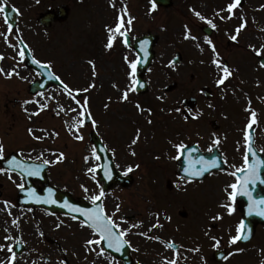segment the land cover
I'll return each mask as SVG.
<instances>
[{
    "label": "rangeland",
    "instance_id": "obj_1",
    "mask_svg": "<svg viewBox=\"0 0 264 264\" xmlns=\"http://www.w3.org/2000/svg\"><path fill=\"white\" fill-rule=\"evenodd\" d=\"M7 3L16 4L20 9L22 18L19 30L24 26L28 27L25 37L30 46H33L37 59L43 61L50 59L47 55L43 56L39 47L40 38L44 36L35 24L36 16L43 10L60 4H66L70 8L67 22L45 36L53 43L56 41L54 44L57 50L54 55L57 60L54 67L63 75L64 82L73 89V93L89 88L87 92H79L81 93L79 99L89 101L88 107L97 126L92 127L91 124L84 126L79 133L84 139L77 141L74 138L77 133L70 130L69 124L65 123V116L57 115V108L47 106L41 111V105L38 103L17 104L14 107L8 103L9 107L4 108V100L39 102L46 99L31 97L28 94V85L35 79V75L19 71V77L13 76L11 79H5L3 75V79L0 77V135L7 137L9 145L6 147L12 145L15 149H24L26 156L34 159L39 153L46 155L65 148V153L73 157V163L70 166L69 162H65L69 165L57 166L52 172L65 175L70 169L73 170L74 194L90 200V196L95 193V189L90 186L95 185L96 179L91 178L92 174H89L87 169L97 166V161L91 156V145L87 142L90 131H95L110 151L118 171L124 173L129 165L134 169L129 173L134 179L131 187L124 192L116 190L112 194H106L108 212H115V206L119 204L122 214L135 215L137 222H140L141 233H146L152 224L157 223L158 216V222L164 227L155 228L154 233L166 242L182 245L181 250L186 247L188 252H185L181 259H197L202 251V245L208 257L207 252L210 253L212 249L217 248L213 246L212 237L219 239L222 247H230L228 241L233 232L226 236V232L223 231L225 228L234 227L232 214L229 215L227 208L222 206L227 205L222 195V192L226 194L227 180L219 181L218 191L217 189L215 191L210 183L204 182L200 190L195 189L193 193H189L185 189V184L180 183L173 173L176 167L172 157L176 152L172 144L183 141L186 144H197L201 150H208L214 146L213 140L219 138L220 151L228 154L232 144L230 135L232 124H237L231 119L233 117L231 107H219V96L214 95L216 70L212 63L214 56L211 47L199 40L184 39L185 25L190 29L192 36L196 37L198 33L197 22L189 20L187 16L189 13L186 15L184 10H180V5H174L169 12L158 11L156 17L152 18L151 25V19L144 16L148 7L139 0H112L111 3L110 0H39V2L21 0V3L17 0H7ZM112 3L115 4L118 14L127 7L125 21L129 16L134 18L129 31L132 36H140L147 30L154 31L158 36L155 58L144 77L149 85V91L146 95L130 93L128 101L121 100L122 90L128 83L125 52L122 54L120 51L112 52L113 56L104 52V32L108 24L113 23L114 18V13L110 11L113 9ZM251 3L255 5L256 1ZM202 7L204 0L196 4V9ZM167 12H171L169 24L165 23ZM1 20L0 15V28ZM111 26L114 27L115 24ZM197 44L204 49L203 52ZM218 46L220 49L223 47L221 44ZM176 52L181 53L182 62L178 66L169 67L170 60ZM126 56L130 59L129 55ZM89 61L96 66L95 75ZM93 83L95 87L90 88L89 85ZM172 83L177 84V89L171 93H163V88ZM203 86L214 92L210 100H204L199 95V89ZM189 97H195L197 105L192 119L186 121L181 102ZM137 103L141 105L143 111L136 108ZM105 105H108L107 108ZM75 107L77 105L73 101V108ZM25 108L28 112L24 111ZM177 109L180 111H176ZM37 111L39 115L28 118L29 113ZM74 116L76 113L73 112ZM212 121L218 125L216 132L210 125ZM28 128H33L35 135L45 136V139L41 141L32 139L28 134ZM42 129H46L47 132L40 131ZM138 130L140 139L136 144H132ZM65 133L70 135L71 140ZM133 151L136 153L135 156L131 154ZM86 156L89 157L87 163ZM137 164L139 168L135 167ZM166 181L172 183V189H166ZM178 184L180 187H177ZM81 185L87 187L89 191L85 192ZM220 198L223 199L221 204ZM182 211L187 214L185 219L178 215ZM214 211L222 220L212 219L216 216ZM31 215V238L34 239V232L36 233L40 226L55 231L53 224L47 225L36 221L41 214ZM115 215L118 216V213L115 212ZM214 224L215 229L212 228ZM65 232L68 233V229L61 231ZM90 238L87 230L73 226V260L78 259L77 255L81 256L75 246H83ZM197 248L199 251H194Z\"/></svg>",
    "mask_w": 264,
    "mask_h": 264
},
{
    "label": "flooded vegetation",
    "instance_id": "obj_2",
    "mask_svg": "<svg viewBox=\"0 0 264 264\" xmlns=\"http://www.w3.org/2000/svg\"><path fill=\"white\" fill-rule=\"evenodd\" d=\"M187 1L192 0L183 1L188 7L194 6ZM252 1H256V4L253 5ZM230 2L232 0H216V4L213 7L208 10L203 9L201 14L213 20L217 25L216 28H213L209 39H214L217 45L216 53H218L219 60L229 66L232 71V75L225 83L218 85V95L222 104L231 107H229L233 116L231 119L237 122V124H234L235 126H232L231 148L227 156L224 154L227 165L226 171L230 172L231 183H234L236 182L235 177L231 173L236 171V168L244 166L243 155L246 153L244 128L250 122L251 111L256 113L257 122L250 130L252 147L256 153L255 158L250 155V162L255 163L256 159H264V0H243L241 1V5L234 9V15L231 19H220L221 16L227 17L229 15L226 10L221 11V9H226V6ZM205 11L207 12L205 13ZM216 13H219V15H216ZM149 15L152 18L155 16V13L152 11ZM242 18L243 21H246V27L241 29L237 39L233 41L230 37L236 34V28L241 24ZM110 25L108 24V26ZM43 31L49 34L52 31L55 32L56 27L52 26V28ZM16 32L14 30V33L8 37L7 42L0 37V55L5 57L3 61H0V67H3L6 71L17 68L18 71L29 73L30 69L24 63L18 65L19 57L17 51L9 46V44L14 45L13 40L15 38L16 42L18 41V37L15 35ZM149 33L152 32L147 30V34ZM117 39L120 40L119 37ZM135 39L134 37H129V42L131 43ZM54 43L46 36L40 38L39 47L42 50L43 56L46 57L47 55L50 57H47L50 59L49 61L41 60V62L51 64V70L59 76V70H56L54 67V62L57 60L54 55L57 50ZM218 43L223 45L222 49L219 48ZM15 46L19 48L17 43ZM122 51H127L134 55L130 47L124 46ZM257 52L261 54L257 55ZM42 95L46 99L40 100L38 104L57 107L59 111L60 106H63L64 111L60 112L65 115L69 123L72 122L73 112L69 111V109L73 108V100L68 98L65 91L52 87L47 92L40 94V96ZM58 96L63 97V99H57ZM3 102L4 108L9 107L8 103H11L12 107L17 104H24V101L20 100H4ZM239 118L240 120H238ZM0 140H3L5 147L9 145V141L4 135L3 137L0 135ZM15 153L23 159L28 160V156H24L26 154L24 149H15L12 145L9 148L6 147V157ZM44 157L49 160H55L53 153L46 154ZM64 164L67 163H53L49 165L47 168V178L50 185L69 192L73 197V170L70 169L65 175L60 172H56L55 174L52 172L54 168L63 166ZM69 164L71 166V163ZM238 175L243 174L238 173ZM260 175L264 178V168L260 169ZM13 179L16 183L20 182L19 176L15 174H13ZM67 182L69 186H67ZM133 182L134 180L128 187H131ZM16 183H13V180H10L7 174L0 173V244L15 245L14 250L17 254L16 264H59L60 261H64L66 264H93V261L96 264H113L112 258L114 256L105 253L103 257H97L95 252L90 253L85 247L79 246V248L77 245L75 248H78L81 256L77 255L78 259L73 260V220L61 215L50 216L42 211L50 219L48 222L54 225L55 231L38 227L36 233L34 232V239L31 238L30 215L34 211L17 204V192L19 189L16 187ZM185 184L192 186L194 190L201 189L197 184ZM168 187L172 189L171 186ZM185 188L189 193H193L194 191L189 190V186H185ZM248 188L256 200L264 198V184L257 181L255 184H249ZM118 189L119 192H124L127 188L119 186ZM229 190L231 191L230 188ZM4 201L9 202V208H5ZM102 203L104 205L103 200ZM229 203L235 209L232 213L234 227L231 229L225 228L223 231H234L236 233V227L243 219L247 221L248 230L252 227L253 230L249 242L245 244H231L230 247L234 248L233 251H230V247H226L227 249L223 247L227 256L225 260H214L212 253L208 252L207 254L209 255L207 257L205 249H202L197 259H181L184 253L188 252L186 247H184V250H180L182 245H177L175 250L168 249L165 246L168 242L162 240V237H160L159 241L150 238L157 237L154 233L155 229H148L147 236L141 235L140 227H132L133 225L140 224V222H137L135 215L119 213L120 218L117 222L122 228H131V232L127 237L131 242V247H128L127 254L124 251L121 259L114 257V264H126L127 258L131 264H165L166 260L176 258L177 251L179 253L178 264H262L264 262V222L260 223L258 220L264 219V217L256 215L255 212L252 215L248 214L250 201L247 196L238 195L235 202L229 200ZM9 212L11 215H9ZM214 213L218 215L216 212ZM13 220H18V226L12 223ZM61 221H63V224L57 228L56 225ZM212 228H216L215 224L212 225ZM66 229H68V233H61V231H65ZM87 231L91 236L90 231L88 229ZM7 235H11L13 239L6 241L4 237ZM220 246L222 247V245ZM237 249H243V251L238 252ZM9 256L10 253L6 249L0 251V261H3L4 264H7Z\"/></svg>",
    "mask_w": 264,
    "mask_h": 264
},
{
    "label": "snow or ice",
    "instance_id": "obj_3",
    "mask_svg": "<svg viewBox=\"0 0 264 264\" xmlns=\"http://www.w3.org/2000/svg\"><path fill=\"white\" fill-rule=\"evenodd\" d=\"M39 2V0H37ZM112 0H110V3ZM151 3V9L150 12L155 11L157 4L156 0H150ZM241 5V0H232L227 6L226 9H221V11H227L229 15L227 17L221 16L220 19H231L234 15V9L239 7ZM112 6L115 7V4L112 3ZM8 8L9 5L7 4V0H3V2H0V15H2L4 23L7 25V31L6 32H0V36H3L5 41H8V37L14 33V28L11 23H9V17H8ZM13 12H19L18 9L12 8ZM127 13V8L125 7L123 9V12L119 13L116 18V24L114 27L108 26L107 27V43L105 44V48L107 50H111L114 45L117 42V38L119 37L121 42L125 47H129V36L128 33L131 29V25L133 23V17H128L127 21H125V15ZM194 15L200 20L205 21L208 25H210L212 28H216L217 25L213 22L211 19H207L204 15H202L199 11H194ZM216 15H219V13H216ZM246 27V21H243L241 24L236 28V34L232 35L230 38L235 41L237 39V36L239 35L241 29ZM184 39H190V40H197V37L192 36L190 29H188V26L185 25V34ZM205 43H207L212 50L213 53V60L212 63L216 66V68L219 70L220 75L217 79V84L222 85L225 83V81L232 75V71L226 64H223L219 58L218 53H216V46L213 43V41L207 37L204 38ZM20 43H23L20 41ZM149 43L148 40H143L140 42V48L142 51H145V55H147L145 46ZM10 47H13L17 51V55L19 57L18 65L23 64L25 57H26V50L31 51L28 48L27 44H24L23 47L16 48L15 45L9 44ZM197 47L200 48V51L203 52L204 49L200 47L199 44H197ZM255 51V49H254ZM257 55H260L261 53L257 52ZM5 57L3 55H0V61H3ZM124 61L127 64V76H128V83L125 87V89L122 90L121 93V100L122 101H128L130 97V93H135L137 91V87L143 88L144 84L140 83V81L137 79V70L138 66L142 63L141 59L137 58L135 60H129L127 56L124 57ZM32 63L38 65L42 69H50L51 64L49 63H42L40 60H37L35 58L32 59ZM91 67L93 74H96V66L92 61L88 62ZM169 67L175 66V61L170 62L168 65ZM0 75H3L6 79H11L13 76H20L19 71L17 68H12L11 70L6 71L3 67H0ZM48 79L59 81L62 85L63 90L67 93L68 97L75 102L77 107L70 108L69 111L76 113V116L72 117L71 124L69 125L70 130L77 133L74 138L77 141H83L84 137L83 135L79 134L80 130L86 125L91 124L92 127L97 126V122L95 119L92 118V113L89 110L88 104L89 101L87 99H84L81 101L80 99H77V95L80 91L87 92L89 88H84L83 90H77V95H73V89L65 83L60 76L54 75L51 72H48L47 74ZM21 79H25L24 77H20ZM114 87H118L117 85H113ZM90 88H94L95 84H90ZM162 99V97L160 98ZM30 103H38L37 101H24V104H30ZM108 105H105L107 108ZM137 109L143 111L141 108V105L138 103L135 105ZM47 105H41L40 110L43 111ZM25 112H28V109H24ZM60 111H64L63 106H60ZM150 111V110H149ZM176 111H180V109H177ZM249 111H251L249 109ZM39 111L37 112H31L28 114V118L31 119L32 116L39 115ZM59 114V112L57 113ZM196 118V117H193ZM189 119L188 116L185 117V120ZM256 113L254 111H251V118L250 122L246 124L244 128V140L246 142V153L243 155V167L236 168V171L232 172L231 175L235 177L234 183H231L228 187L231 189L230 192H228V199L232 202H235L237 196H247L250 204L248 209V214L252 215L254 212L256 215L264 217V198H261L259 200H256L252 193L249 191V184H255L257 181L259 183L264 184V178L260 175V169L264 168V159H256L255 163L250 162V155L252 157H256V153L253 150L252 147V137L250 135V130L253 128V125L256 123ZM66 124H68L67 121H65ZM149 123H151V120H149ZM28 134L32 137V139L41 141L45 139V136H37L35 135V130L33 128H28ZM40 131L47 132L46 129H42ZM53 135H58V133H53ZM140 139L139 130L137 131V134L135 138L132 140V144H136ZM220 143L219 138H216L213 140L214 145H218ZM172 147L175 149L176 154L172 157V159L179 161L182 156L187 152L188 156V166L184 168V172L186 174V177H181L182 180H184L185 183L191 182L187 179V177L195 178L203 176L205 172H208L212 168H218L219 163L217 160L213 159L211 161L204 160L203 157H201L198 161L192 159V152L194 149H189V146L184 143L183 141L177 142L172 144ZM208 151H212V148H209ZM6 147L3 142V140H0V160L7 159L8 161V168H2L0 167V173L7 174L8 178L10 180H13V183H16V181L13 179V174L19 176L20 182L16 183V187L21 191L25 192L29 200L34 201L36 203H43V204H57L56 199L54 198L55 193L52 188L47 189V196H40L36 193L35 188H29L26 190L25 187V177H40L42 171L46 166H49L53 163H60L63 159H65L63 153H53V155L56 157L55 160H49L44 157L43 153H39L36 157L37 160L40 161V163L35 162H28L27 160H21L17 159L16 156H12L10 159H8L5 156ZM133 156L136 155V153L133 151L131 153ZM91 156L95 158L97 161L100 160V156L97 155L96 147L93 146L91 150ZM89 160V157H85V162L87 163ZM199 163L202 165L200 168H196L195 165ZM136 168H139V165L137 164L135 166ZM103 169L104 176L111 180L112 179V171L111 167L108 164L104 165H97L88 167L87 172L89 174H92L91 178L93 180L96 179L95 173L99 170ZM133 167L131 165L128 166L127 170L124 172V175L127 176L129 173L133 171ZM238 173H242L243 175H238ZM83 190L85 192H88L89 189L85 187L84 185H81ZM177 187H180L178 184ZM105 196V191L103 188H100L98 192L90 196L91 203L94 205L91 209H82L75 207L71 204H69L67 201H64L61 207H65L69 210L70 213H78L79 216L84 217L85 219L80 223L81 228H87L90 231L91 237L90 239L86 240L84 247L91 253L95 252L97 257H103L105 255L106 250H112L116 253H120L126 246L131 247V242L127 239L129 233L131 232V228H122L121 225L114 219V214H109L103 205V203H100V201L103 200ZM5 208H9L10 204L8 201H4ZM223 207L227 208L229 215H231L234 212V207L232 204L222 205ZM120 211V205L117 204L115 206V212ZM9 215L11 213L9 212ZM72 220H77L78 217L76 215L71 216ZM170 220L171 217H168ZM213 220L222 219L221 216L217 215L212 217ZM159 217L157 216V223H154L151 225V229L155 228H163L164 225L160 224ZM12 223L14 225L18 226V220H13ZM142 223V222H141ZM63 224V221H61L59 224L56 225L57 228H59ZM132 227H140V224L133 225ZM246 232V225L243 220L240 221V223L236 227V235L231 236L228 243L236 244L240 240H248L250 237L249 235L245 234ZM141 235L147 236V233H140ZM43 235V233H41ZM152 239H155L157 241L160 240V237H150ZM6 241H10L13 239L11 235H7L4 237ZM212 240L214 241V247H219L221 241L217 239L216 237H212ZM19 243V241H17ZM102 245H106L102 246ZM168 249H174L176 248L174 243H167L165 245ZM15 245H5L0 244V251L7 250L8 253H10V256L8 257L7 264H16L17 261V254L14 250ZM66 251V250H65ZM194 251H199V249H194ZM238 252H242L243 249H237ZM115 258H112V262L114 264ZM179 260V253L176 252V258L166 260L165 264H178ZM0 264H4L3 261H0ZM59 264H66L64 261H60ZM93 264H96L95 261H93ZM264 264V262H262Z\"/></svg>",
    "mask_w": 264,
    "mask_h": 264
},
{
    "label": "water",
    "instance_id": "obj_4",
    "mask_svg": "<svg viewBox=\"0 0 264 264\" xmlns=\"http://www.w3.org/2000/svg\"><path fill=\"white\" fill-rule=\"evenodd\" d=\"M156 3H157L158 5H160V6H168V4H169V0H156ZM67 15H68V9L65 8V6H60V7L56 8L55 11H46L45 13L41 14L40 17H39V19H38V22H39L41 25L49 26L50 23L53 22V21H55V20H57V21H59V22L64 21V20L66 19ZM145 60H147L146 63H145ZM150 60H151V55H150V57L148 58V57L145 55V51H143V52L141 53V61H142L143 64L141 63V64L138 66V71H137V72H138V73H137L138 80H139L140 83H142V84H144V83L141 81L140 78H141V76H142V74H143V72H144V69H145L146 66L149 64ZM179 60H180V57L177 56V58H176L174 61H175V63H178ZM29 66H31L33 69L37 70V71L41 74V79L38 80L37 82H34V83L31 84V86H30V93L42 92V91H44L48 86L52 85L53 83H54V84H55V83H56V84L59 83L58 81L48 79L47 74H48L49 70H47V69H42V68H40L38 65L33 64V63H32V59H30V64H29ZM174 87H175V85H172V86L166 88L165 91H171ZM137 92H139V93H145V92H146V85L144 84V87H143V88L137 87ZM194 102H195V101H194L193 99H192V100H188V101H185V102L183 103V105H184V106H188L189 108H192V107L194 106ZM92 139H93L94 145H95V147H96V150H97L99 156L102 157V158H101L102 163H103V164H108V165H110V167H111V171H112V179L109 180V179L105 178V176H104V179H103V181H104V183H105L104 190H107V189L113 187L114 185H116V184H117L116 182H118V181H122V180L118 178V174L114 173V169H113V167H112V165H111V160H110L109 156L104 152V149L101 147L99 141H98L97 139H95L94 137H92ZM189 149H194V151L192 152V159H193V157L196 158V159H193V160H197V161H198L201 157H203L204 160H206V161H211V160H209V159L211 158L210 156H213V157H214V156H217L216 152H213L211 155H208V154H207V155H204V154L200 155V154L197 152V147H196V146H189ZM198 157H199V158H198ZM214 159H215V158H214ZM4 164H5V163H4ZM177 166L179 167V169H178V171H177V174H178L179 176L186 177V174H185V172H184V168L188 166V156H187V152H186V153L184 154V156H182L181 159L177 162ZM195 167H196V168H200V167H202V165L199 164V163H197V164L195 165ZM218 168H219V167H218ZM218 168H212V169H218ZM212 169H210V170H212ZM210 170H209V171H210ZM209 171H208V172H209ZM208 172H205L204 175H203V176H200V177H195V178L187 177V178L200 180V179L204 178V176H205ZM31 180H40V178H38V177H31V178H30V181H31ZM128 180H129V179H126L125 181L127 182ZM28 186H29V188H33L31 184L27 185V187H28ZM35 190H36V193H37L38 195H40V196H42V197L47 196V195L44 194V192H39V190H37V189H35ZM55 193H56V192H55ZM58 195H59V193L57 192V194H55V196H57V199L54 197V198L56 199V201H57V204L52 205V204L36 203V202H34V201H31V200H29V198L27 197V195H26L25 192H21V191H20V192H19V201H23V199H24V202H25L26 204H29L30 207L33 208V209L38 207V208H45V209H47V210H49V211H54V209H56V207L60 206V204L58 203V200L61 201V199L58 197ZM73 206L78 207V208H82V209H91V208L94 207V206H88V205H86V203L83 202V201H80V202H75V201H73ZM66 210H67L68 213H70L68 209H66ZM70 214H72V215H76V216L78 217V220H80V221H83V220L85 219L84 217L79 216L78 213H70ZM105 246H106V245H105ZM109 252H111V253H116V252H114V251H112V250H109ZM116 254H117V253H116Z\"/></svg>",
    "mask_w": 264,
    "mask_h": 264
}]
</instances>
